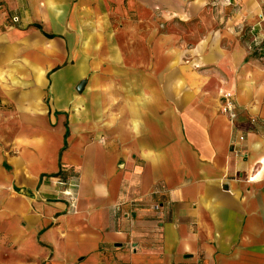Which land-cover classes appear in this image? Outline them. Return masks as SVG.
Masks as SVG:
<instances>
[{"label": "crops", "instance_id": "0c3cea01", "mask_svg": "<svg viewBox=\"0 0 264 264\" xmlns=\"http://www.w3.org/2000/svg\"><path fill=\"white\" fill-rule=\"evenodd\" d=\"M11 3L0 264H264V0Z\"/></svg>", "mask_w": 264, "mask_h": 264}, {"label": "rangeland", "instance_id": "374dc122", "mask_svg": "<svg viewBox=\"0 0 264 264\" xmlns=\"http://www.w3.org/2000/svg\"><path fill=\"white\" fill-rule=\"evenodd\" d=\"M37 22L42 24L41 20ZM23 22L18 17L11 0H0V53L3 55L8 54L7 50L12 45H21L24 43V34L28 29L26 25L22 24ZM14 30V31H13ZM23 32L21 34H16L15 31ZM15 59H20V55L14 56ZM69 62H72V58H69ZM4 66V63H2ZM8 104L5 103V97L3 92L0 91V107L5 110ZM10 109V108H9ZM11 120H8V116L0 115V130H3L2 125L9 123Z\"/></svg>", "mask_w": 264, "mask_h": 264}, {"label": "built area", "instance_id": "2783aa9c", "mask_svg": "<svg viewBox=\"0 0 264 264\" xmlns=\"http://www.w3.org/2000/svg\"><path fill=\"white\" fill-rule=\"evenodd\" d=\"M223 110L226 113H228L231 119H234L236 117L235 104L232 98L230 97V95H226L225 97V104H224ZM67 193L71 195V191H67Z\"/></svg>", "mask_w": 264, "mask_h": 264}, {"label": "water", "instance_id": "95a60500", "mask_svg": "<svg viewBox=\"0 0 264 264\" xmlns=\"http://www.w3.org/2000/svg\"><path fill=\"white\" fill-rule=\"evenodd\" d=\"M85 85H86V81L81 82V84L78 87V91L80 92L83 91Z\"/></svg>", "mask_w": 264, "mask_h": 264}]
</instances>
